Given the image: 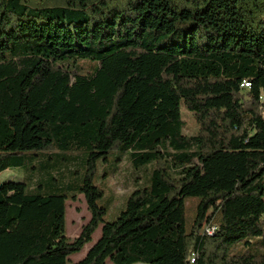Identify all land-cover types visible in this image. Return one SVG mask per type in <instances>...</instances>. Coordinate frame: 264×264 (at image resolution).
<instances>
[{"label":"trees","instance_id":"1","mask_svg":"<svg viewBox=\"0 0 264 264\" xmlns=\"http://www.w3.org/2000/svg\"><path fill=\"white\" fill-rule=\"evenodd\" d=\"M115 151L154 168L104 223L94 177ZM75 154L79 183H0L5 264H264V0H0V173Z\"/></svg>","mask_w":264,"mask_h":264},{"label":"rangeland","instance_id":"2","mask_svg":"<svg viewBox=\"0 0 264 264\" xmlns=\"http://www.w3.org/2000/svg\"><path fill=\"white\" fill-rule=\"evenodd\" d=\"M181 120L184 122V134L186 136H192L197 132V126L193 120L192 113L188 111L184 105H180ZM215 125V124H212ZM212 134L217 138L219 143L222 141L215 130H212ZM47 157L55 156L49 154L37 153V156L33 157V162L29 163V166H39L41 162ZM73 160L69 162H63L60 167L48 170L47 173L36 170L26 171L23 168H11L0 173V183L7 181H18L27 184L29 190L36 189L38 185H43L45 189H50L47 185L50 179H58L64 185L70 183H79L84 173V164L81 154H75ZM153 163L136 170L130 160L128 152L115 151L108 156V161H99L97 163V170L94 177V183L100 187L103 191V196L98 200V205L105 208L106 212L103 215L104 223L113 222L124 210L126 202L130 194L139 188H143L149 185L150 173L153 170ZM53 181V180H51ZM50 184V181H49ZM90 219V214L87 211V207L83 196H79L76 202H66V236L68 239H73L80 233L81 227L87 223ZM103 224H100L99 228L94 232L92 236V242L84 247L82 252L71 256L73 261H78L83 257L89 247L99 238L100 229ZM39 241V240H37ZM257 240L254 239V242ZM10 245V244H7ZM12 246V245H10ZM29 250V254L36 253L41 250L38 243H29L23 245ZM243 250L251 252L248 246L244 243L237 246L235 250ZM7 248L5 243H0V260L5 258V252ZM24 255V254H23ZM23 255L15 256L13 261L20 260ZM4 257V258H3ZM19 257V258H18ZM40 260L32 261L37 262ZM110 264V263H108Z\"/></svg>","mask_w":264,"mask_h":264},{"label":"crops","instance_id":"3","mask_svg":"<svg viewBox=\"0 0 264 264\" xmlns=\"http://www.w3.org/2000/svg\"><path fill=\"white\" fill-rule=\"evenodd\" d=\"M4 258V257H3ZM52 263V261H48V260H40L38 261L36 264H50ZM0 264H5V261L3 259L0 260Z\"/></svg>","mask_w":264,"mask_h":264},{"label":"built area","instance_id":"4","mask_svg":"<svg viewBox=\"0 0 264 264\" xmlns=\"http://www.w3.org/2000/svg\"><path fill=\"white\" fill-rule=\"evenodd\" d=\"M244 86L247 87V84H244ZM213 230H214V228H211V229H209V228H205L204 231H205L206 233L208 232L209 234H211Z\"/></svg>","mask_w":264,"mask_h":264}]
</instances>
